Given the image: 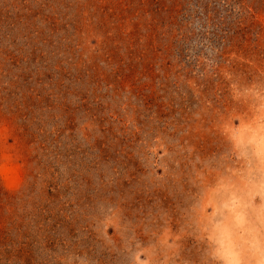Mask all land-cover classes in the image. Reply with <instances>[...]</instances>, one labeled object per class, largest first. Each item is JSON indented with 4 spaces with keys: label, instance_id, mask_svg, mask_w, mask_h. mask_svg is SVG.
<instances>
[{
    "label": "rangeland",
    "instance_id": "obj_1",
    "mask_svg": "<svg viewBox=\"0 0 264 264\" xmlns=\"http://www.w3.org/2000/svg\"><path fill=\"white\" fill-rule=\"evenodd\" d=\"M0 264H264V0H0Z\"/></svg>",
    "mask_w": 264,
    "mask_h": 264
}]
</instances>
